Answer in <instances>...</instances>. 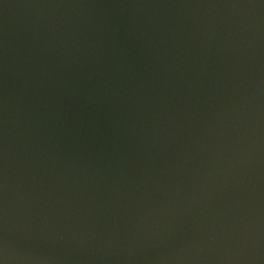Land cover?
<instances>
[{
	"label": "water",
	"instance_id": "1",
	"mask_svg": "<svg viewBox=\"0 0 264 264\" xmlns=\"http://www.w3.org/2000/svg\"><path fill=\"white\" fill-rule=\"evenodd\" d=\"M0 264H264V0H0Z\"/></svg>",
	"mask_w": 264,
	"mask_h": 264
}]
</instances>
